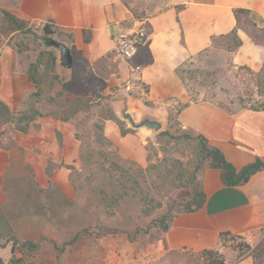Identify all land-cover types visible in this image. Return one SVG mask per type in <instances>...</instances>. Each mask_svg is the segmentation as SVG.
Here are the masks:
<instances>
[{
    "label": "crops",
    "instance_id": "crops-1",
    "mask_svg": "<svg viewBox=\"0 0 264 264\" xmlns=\"http://www.w3.org/2000/svg\"><path fill=\"white\" fill-rule=\"evenodd\" d=\"M14 5L12 12L31 22H51L73 34L68 37L73 52L83 56V71L105 90L111 89L117 116L125 104L140 117L150 114L163 120L176 112L183 129L203 134L238 170L257 159L264 162V106L232 111L211 100L194 99L179 74L189 60L232 31L241 40L231 51L234 64L261 71L264 43L240 26L235 9H250L249 16L264 23V0H14ZM120 28L144 32L148 62L134 68L129 60L119 58L115 38ZM37 90L20 52L8 42L1 44L0 100L14 119L27 112ZM30 118L24 129L16 130L15 147L0 148L1 152L8 161L23 160L34 167L41 181L57 183L72 198L71 165L80 163L82 144L77 130L66 118L51 113ZM104 130L122 157L148 165L150 129L143 126L123 134L117 121L109 118ZM201 179L205 205L197 212L178 214L159 238V250L181 249L191 255L189 251L216 248L223 232L251 240L264 230V171L235 186L225 185L217 168H206ZM231 264H254V256L249 252Z\"/></svg>",
    "mask_w": 264,
    "mask_h": 264
},
{
    "label": "rangeland",
    "instance_id": "rangeland-1",
    "mask_svg": "<svg viewBox=\"0 0 264 264\" xmlns=\"http://www.w3.org/2000/svg\"><path fill=\"white\" fill-rule=\"evenodd\" d=\"M14 6V0H0V7L12 11ZM44 24L31 22L28 28L16 30L5 22L0 11V45L8 42L17 49L23 67L36 65L34 74L41 86L27 112L15 119L11 114V140L10 147L6 149L15 147V132L24 129L30 117L51 113L66 118L77 130L78 138H86L83 146L81 144V152L89 153L91 163H88L94 166L90 170L96 172L99 167L94 163L107 164L111 158L120 159L122 156L111 139L113 144L101 140L107 137L105 121L115 117L111 89L105 90L91 74L83 71L85 61L79 51L78 62L71 73L59 66L57 59L54 61L53 58V54L58 57V51L45 45L48 37L41 38ZM240 26L258 42L264 43V23L246 15L241 17ZM52 37L70 42L67 32ZM227 41L234 45V36ZM223 43H217L181 67L180 75L192 97L217 102L232 111L264 106V68L255 72L247 67H237L232 60V50L225 51ZM74 72L76 82L64 87ZM129 112L136 121L142 118L133 108ZM116 121L120 128L138 129L121 112ZM162 121L164 126L158 132L148 130L149 162L161 163L165 157H175L180 159L183 171L194 169L200 162L196 155L198 141L184 137L176 112ZM84 165L89 166L82 164L81 157L77 166L71 165L73 176L81 188L73 186L75 195L68 198L57 183L41 181L34 167L24 164L23 160H19V164L8 161L0 150V206L8 216L12 235L20 243L28 239L37 245L33 251L24 249L18 252V264H208L207 256L201 255L203 250L189 251L191 255L181 249L159 250L158 240L164 232L156 228L148 233L141 232L131 240L124 232L107 233L105 227L98 226L97 217L106 219V203L92 195V187L85 181L89 172ZM52 170L53 166H50L48 172ZM203 172V168L198 171L199 178ZM162 189L159 199L164 206L157 209L154 216L166 211L171 204L168 197L177 194L168 183ZM181 190L185 193L187 188ZM134 207L128 204L126 212L136 214ZM151 219L145 218L144 227ZM14 242L15 239L0 237V264H8L12 259ZM238 243L249 244L250 248L240 252L236 248ZM210 249L217 251L230 264L249 252L256 257L258 264H264V230L251 240L236 237L222 242L219 239V245ZM167 258L173 259L166 261Z\"/></svg>",
    "mask_w": 264,
    "mask_h": 264
},
{
    "label": "trees",
    "instance_id": "trees-1",
    "mask_svg": "<svg viewBox=\"0 0 264 264\" xmlns=\"http://www.w3.org/2000/svg\"><path fill=\"white\" fill-rule=\"evenodd\" d=\"M2 17L6 23L13 25L16 30L26 29L31 21L25 17H21L16 13H13L9 9L0 7ZM251 13L250 9L236 8L235 15L237 16L240 24L241 15L249 16ZM29 29H31L29 27ZM33 30V28L31 29ZM63 32H67L63 27L46 22L42 27L41 38L48 37L46 39H52L53 35H62ZM68 33V36L72 39L73 34ZM234 36L235 43L232 45L227 41L230 37ZM90 36L88 31L85 30V41H89ZM224 42V46L230 50H234V47L240 45L241 40L239 39L236 31H232L230 34L222 39H218L214 44L220 45ZM75 63L78 62L77 51L74 50ZM54 61L57 57L53 54ZM150 60L149 49L141 44L139 46L138 54L129 60L134 68H137L142 63ZM181 69V68H180ZM36 65H31L28 68V74L33 83L36 84L37 89L40 90L41 86L39 78L34 74ZM180 74V70H179ZM76 77L75 72L70 81L66 82L63 86L65 87L68 83H75ZM11 110L7 104L0 100V148H9L11 140L10 132V116ZM111 119L117 120L118 116ZM123 134L130 131L128 128H121ZM184 130V137L186 139H196L198 141L196 155L200 162L196 164L194 169L185 171L182 170V163L180 159L175 157H165L161 163H151L143 166L138 162L127 159L121 156L120 159H110L107 164L94 163L99 167L96 172L90 170L93 166L89 153L81 152L82 164L87 163L86 166L89 175L85 181L88 185H91V193L94 197H98L100 201L106 203V219H100L97 217L98 226L106 228L107 233L124 232L127 236L134 240L141 232L148 233L152 228H156L162 232H166L171 228L174 218L180 213H191L199 211L207 200V194L203 186L202 179L198 177V171L203 168H217L221 172V180L225 185L235 186L242 185L249 181L251 176L258 171H264V162L261 159H257L253 163L245 165L242 169L238 170L236 166L229 161L223 151L216 146L209 143L208 139L201 133L194 130ZM167 134L171 135L170 131H166ZM82 141V146L86 138L79 137ZM109 144L113 142L104 137L101 139ZM82 148V147H81ZM89 161V163H88ZM180 170V171H179ZM94 175V176H93ZM2 174L0 173V177ZM90 176H93L90 178ZM97 176V177H96ZM99 176V177H98ZM70 180L73 186L81 188L77 185V182L71 171ZM168 183L172 191H176L175 197H168L171 204L169 208L158 216H154L157 209H161L163 201L160 198L162 193V187ZM187 188L185 193H182L181 189ZM2 187L0 186V193ZM158 194V195H157ZM128 204H133L137 209L136 214L127 213ZM152 217L149 223L144 227L145 218ZM131 227V228H130ZM11 226L9 224L8 216L6 212L0 206V237L7 239H15L13 244V257L8 264H18L16 257L17 253L29 249L31 251L36 249V244L28 239L20 241L16 236L12 235ZM13 236V237H12ZM241 237L234 235L229 232H223L220 234L219 239L223 242L225 239H235ZM18 240V241H17ZM237 250L243 252L245 248H250L249 244L238 243L236 246ZM201 254L207 256L208 264H228L226 259L213 249H204ZM241 256V255H239ZM254 264H258L256 257L254 258Z\"/></svg>",
    "mask_w": 264,
    "mask_h": 264
},
{
    "label": "water",
    "instance_id": "water-1",
    "mask_svg": "<svg viewBox=\"0 0 264 264\" xmlns=\"http://www.w3.org/2000/svg\"><path fill=\"white\" fill-rule=\"evenodd\" d=\"M45 45L47 47H53L58 51L57 62L59 66L68 69L70 72L73 71L75 56L72 44L69 41L54 37L52 39H46ZM121 114L125 119L129 120L130 124L135 128L145 126L153 132H158L164 126V123L161 119L150 114H146L139 121H136L133 115L129 112L127 104H125Z\"/></svg>",
    "mask_w": 264,
    "mask_h": 264
},
{
    "label": "built area",
    "instance_id": "built-area-1",
    "mask_svg": "<svg viewBox=\"0 0 264 264\" xmlns=\"http://www.w3.org/2000/svg\"><path fill=\"white\" fill-rule=\"evenodd\" d=\"M144 32L141 30L128 31L120 28L115 38L116 54L124 59L134 58L139 51V46L144 44Z\"/></svg>",
    "mask_w": 264,
    "mask_h": 264
}]
</instances>
